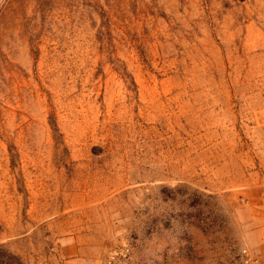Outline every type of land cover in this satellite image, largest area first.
I'll list each match as a JSON object with an SVG mask.
<instances>
[{
	"label": "rangeland",
	"instance_id": "1",
	"mask_svg": "<svg viewBox=\"0 0 264 264\" xmlns=\"http://www.w3.org/2000/svg\"><path fill=\"white\" fill-rule=\"evenodd\" d=\"M104 230L100 264H264V0H0V264Z\"/></svg>",
	"mask_w": 264,
	"mask_h": 264
},
{
	"label": "crops",
	"instance_id": "2",
	"mask_svg": "<svg viewBox=\"0 0 264 264\" xmlns=\"http://www.w3.org/2000/svg\"><path fill=\"white\" fill-rule=\"evenodd\" d=\"M102 233L106 235L95 236L76 231L61 233L53 242L57 255L53 256L51 262L44 264H100L106 248L104 243L110 238L109 230ZM60 258L62 262H59Z\"/></svg>",
	"mask_w": 264,
	"mask_h": 264
},
{
	"label": "trees",
	"instance_id": "3",
	"mask_svg": "<svg viewBox=\"0 0 264 264\" xmlns=\"http://www.w3.org/2000/svg\"><path fill=\"white\" fill-rule=\"evenodd\" d=\"M123 75H124L126 81L129 83V85L132 88H134L135 84H134V81H133L132 77L129 74H127L126 71H123ZM51 128H52V133H53L54 140L59 145V143L61 141V136L59 135L58 129H57L56 124H55L54 121L51 122Z\"/></svg>",
	"mask_w": 264,
	"mask_h": 264
},
{
	"label": "built area",
	"instance_id": "4",
	"mask_svg": "<svg viewBox=\"0 0 264 264\" xmlns=\"http://www.w3.org/2000/svg\"><path fill=\"white\" fill-rule=\"evenodd\" d=\"M127 255H128V249L118 250V251L114 252L113 254H111L107 263L112 264L116 258L117 259L118 258H125Z\"/></svg>",
	"mask_w": 264,
	"mask_h": 264
}]
</instances>
